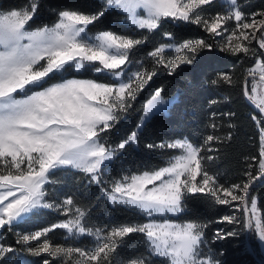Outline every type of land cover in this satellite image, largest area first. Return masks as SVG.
<instances>
[{"label": "snow or ice", "instance_id": "1", "mask_svg": "<svg viewBox=\"0 0 264 264\" xmlns=\"http://www.w3.org/2000/svg\"><path fill=\"white\" fill-rule=\"evenodd\" d=\"M39 8L40 0H28L19 8L0 5V264H30L21 254L41 258V264H222L216 257L223 253L215 252L206 236L208 223L182 215L188 212L187 199L197 194L241 212L214 221L233 229H218L213 242L247 231L250 239L264 243V216L250 194L264 178V10L246 14L238 0H100L94 12L52 10V23L36 24ZM106 13H115L133 35L94 31L90 26ZM164 23L196 25L207 37L177 40L166 31L165 42L138 57L148 36ZM213 48L253 60L242 69V79L225 72L211 81L241 84L243 95L260 112L251 117L259 132V155L245 157L252 162L246 164L244 179L225 185L208 168L216 158L209 153L231 140L230 133L208 134L201 144L187 137L147 143L149 151L178 154L167 156L164 166L139 172L121 167L119 178L111 176L109 169L139 145L151 118L175 102L165 97L163 87L156 88L132 130L117 143L109 142L110 131L158 70L172 75ZM85 74L96 78H82ZM208 127L215 132L219 125L213 121ZM57 171L79 174L113 209H123L136 220L120 222L109 215L103 224L93 223L92 207L80 202L76 192H57ZM45 210L62 218L46 227L20 230ZM57 230L72 244L89 242L56 243L50 234ZM9 233L14 245L5 242ZM133 234L142 238L144 252L124 258L118 249L126 247Z\"/></svg>", "mask_w": 264, "mask_h": 264}, {"label": "trees", "instance_id": "2", "mask_svg": "<svg viewBox=\"0 0 264 264\" xmlns=\"http://www.w3.org/2000/svg\"><path fill=\"white\" fill-rule=\"evenodd\" d=\"M27 2L28 0H0V5L5 8H19ZM238 2L241 10L246 14L264 10V0H238ZM99 5L100 0H40V8L35 23H52L56 19V12L52 10L69 9L91 13L96 11ZM213 11L217 12L221 9L215 8ZM90 27L94 31L111 30L122 35H133V29L121 23L116 18L115 13H106L100 22ZM166 31L173 32L177 40L207 37V34L196 25L174 26L164 23L160 29L148 36L146 43L138 50L137 56L143 58L159 43L165 42L163 32ZM135 35L136 38H139L140 33L137 32ZM241 60H243V64H241ZM148 63L150 64L151 61L149 60ZM252 63L253 60L245 59L243 56H230L213 48L211 52L208 50L201 52L193 64L181 65L172 75H169L167 70L163 68L159 69L156 77L137 97L128 114L115 129L110 131L108 134L109 142L117 143L122 136L132 130L141 115L142 105L150 98L156 88L163 87V94L166 98L176 96L175 102L167 111L157 113L151 118L140 134L139 145L123 155L122 163L117 161L110 168L111 176L119 178L121 167L129 172H139L150 170L152 165L164 166L165 158L177 153V150L149 151L145 147L147 143H159L162 140L187 137L192 143L201 144L204 136L208 134L226 137L230 133L231 140L215 145L218 151L209 153L216 158L208 162V168L210 172L218 176L220 183L225 185L237 183L244 179L243 172L246 164L252 162L246 161L245 157H258L259 155V132L251 117L253 115L260 116V112L248 103L243 95L241 84L229 87L224 84L213 85L211 81L217 79L219 73L225 72H234L237 77H240L242 69L252 66ZM88 77L96 78L91 74L83 76V78ZM240 78L242 79V77ZM213 100L217 103L212 104L211 101ZM228 113H234V115L228 116L226 115ZM213 121L219 125L215 132L208 127ZM229 124L234 125V127L230 128ZM145 163L149 165L148 168L143 167ZM53 179L60 181L56 185L60 195L74 191L80 202L92 207L91 220L97 225L103 224L105 216L109 215L115 216L120 222L136 220L123 209H113L100 196L98 189L94 185L88 186L79 174L72 175L57 171ZM250 194L257 197L259 210L264 216V178L253 185ZM186 204L188 212L182 214L183 217L208 223L206 236L214 251L223 253V255L216 257L221 260L222 264H257L255 257L248 248L246 231L238 238L213 242L214 233L218 229H223L226 232L233 229V225L214 221H219L225 215L240 216L241 212L235 211L233 207L228 205L215 204L212 197L201 194L189 197ZM61 218L56 213L45 210L42 214L32 217L28 223L21 224L20 230L27 231L46 227ZM236 227L239 228V225ZM251 235L249 233V246L255 256L264 264V256L260 253L257 239H250ZM50 236L53 237L54 242L63 243L66 246H82L89 242L84 239L72 244L70 241L62 239L60 230L50 234ZM141 239L140 236L133 234L128 238L127 246L118 249V252L124 258L143 253ZM14 241L15 237L11 233L7 234L5 242L14 245ZM132 248L135 251H131ZM19 258L29 261L30 264H41V258H34L27 254H21ZM53 264H58V261H53Z\"/></svg>", "mask_w": 264, "mask_h": 264}, {"label": "water", "instance_id": "3", "mask_svg": "<svg viewBox=\"0 0 264 264\" xmlns=\"http://www.w3.org/2000/svg\"><path fill=\"white\" fill-rule=\"evenodd\" d=\"M245 98H246V97H245ZM246 100H247L248 103H249L250 105H252L257 111H259V110L254 106V104H252L247 98H246ZM246 240H247V243H248V248H249L251 254L255 257L257 264H262L261 261L255 256V254L253 253L252 249H251L250 246H249V232H247V231H246Z\"/></svg>", "mask_w": 264, "mask_h": 264}, {"label": "rangeland", "instance_id": "4", "mask_svg": "<svg viewBox=\"0 0 264 264\" xmlns=\"http://www.w3.org/2000/svg\"><path fill=\"white\" fill-rule=\"evenodd\" d=\"M217 39H219V37H217ZM168 54L171 55V53H168ZM172 97H174L176 99V96H172ZM257 117H259V116H257ZM176 154H178V153H176ZM109 172H110V169H109ZM234 203H236V202H234ZM257 206H258V204H257ZM258 209H259V207H258ZM257 242L259 244L260 253L262 254V256H264V243H261L258 239H257ZM33 243L36 244L37 242H33ZM86 244H88V243H86Z\"/></svg>", "mask_w": 264, "mask_h": 264}]
</instances>
